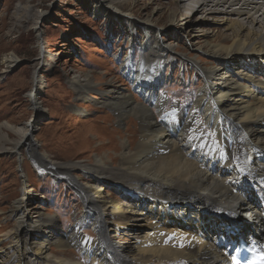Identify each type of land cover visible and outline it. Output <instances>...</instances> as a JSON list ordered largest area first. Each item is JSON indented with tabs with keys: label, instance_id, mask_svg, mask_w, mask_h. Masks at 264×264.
Masks as SVG:
<instances>
[{
	"label": "bare ground",
	"instance_id": "6f19581e",
	"mask_svg": "<svg viewBox=\"0 0 264 264\" xmlns=\"http://www.w3.org/2000/svg\"><path fill=\"white\" fill-rule=\"evenodd\" d=\"M91 1L94 13L117 20L128 38H137L136 23L143 30L139 59L132 62L129 57L121 65L132 89L142 93V101L135 102L119 89L103 91V97L114 93L100 103L114 113L118 124L126 120V140H117L115 131H109L112 135L105 144L87 148L106 154L87 156L85 161L56 162L39 151L31 137L32 121L19 128L0 124V130L16 135L9 140L0 131V153L19 160L28 156L39 172L72 187L84 208L71 229L58 236L54 217L35 210L37 204L30 203L29 190H24L9 210L15 222L3 234L0 264H69L52 259L50 245L60 248L59 253L73 245L92 259L89 264H232L228 250L232 243L264 246V96L260 95L264 94V0H171L175 8L167 27L182 31L187 14L195 11L222 15L215 23L233 27L216 43L202 44L211 63L201 65L180 54L187 60L181 63L190 64L201 80L185 116L179 105L166 108L170 101L155 94L164 80L160 67L172 46L161 42V31L151 26V18H135L131 11L121 10L139 0ZM41 16L38 13L32 24L35 32ZM238 17L260 30L248 29ZM38 58L43 61V53ZM16 61L5 55L1 63L10 68ZM68 82L80 99L94 89L88 75ZM32 86L27 97L40 114L36 92L42 83L36 71ZM72 171L78 172L75 178L69 177ZM103 185L116 190L120 199L104 194ZM123 206L131 207L132 215ZM88 221L95 233L92 240H84L80 232ZM129 221L145 222L129 225ZM139 224L147 230L140 235L131 231V242L125 232Z\"/></svg>",
	"mask_w": 264,
	"mask_h": 264
},
{
	"label": "rangeland",
	"instance_id": "374dc122",
	"mask_svg": "<svg viewBox=\"0 0 264 264\" xmlns=\"http://www.w3.org/2000/svg\"><path fill=\"white\" fill-rule=\"evenodd\" d=\"M174 8L171 0H139L135 4L131 1L121 6V10L131 11L135 18H151V26L161 31V42L172 46L170 57L160 67L164 80L158 83L155 94L161 93L170 101L166 108L179 105L185 116L201 80L190 64L181 63L187 60L180 54L193 58L201 65L211 63V58L203 52L205 46L202 44L204 41L216 43L224 35H229L233 27L230 29L215 23L222 15L200 11L187 14V23H183L182 31L176 26L167 27L168 17ZM38 13L42 16L38 19V31L35 32L32 24ZM242 18L238 17V20L245 23L248 29L260 30L258 25H250ZM135 26L137 38L132 40L124 35L117 20L112 21L94 13L91 0H0V124L19 128L32 121L35 128L31 133L33 142L39 151L45 152L56 162L85 161L87 156L105 155V150L100 154L96 153L97 150L89 152L87 148L105 144L109 134L112 135L109 133L111 130L117 134V140L121 138L125 141L126 120L118 124L114 113L102 106L100 101L114 95L108 93L107 97H103V91L109 88L130 94L135 102L142 101V93L132 89L131 82L121 69L127 58L134 62L140 57L143 30L138 23ZM40 52L43 53V61L38 58ZM5 55L17 60L10 68L1 63ZM34 71L42 83L36 92L40 114L33 111L27 97L33 87ZM86 75L94 82V89L86 92L85 99H80L68 80H82ZM151 80H155V77L151 76ZM137 124L135 122V127ZM1 130L9 140L16 138L13 132L4 128ZM137 135L138 130L135 132ZM34 166L28 156H21L19 160L13 154L0 153L1 248L6 241L3 234L15 222L9 216L12 201L22 197L26 189L29 190L27 197L30 203L37 204L35 210L54 217L58 236L66 234L84 213L80 197L72 187L63 179H54L49 173L39 172V168ZM77 175L78 172L72 171L69 177L75 178ZM23 181L25 188L22 187ZM105 185L102 187L104 194L108 192L114 198L118 196L116 190ZM175 206L177 204L170 209H176ZM123 208L132 215L131 207ZM141 222L144 224L145 221H129L128 224ZM135 226H129L125 232L129 234L127 238L131 242H134L131 231L140 235L147 230L146 227L141 229L140 224ZM80 232L84 240H92L95 236L89 221ZM50 246L48 253L52 259L59 257L69 264L80 263L81 260H86L87 264L92 262L73 245L61 248L63 251L60 253V248ZM93 264L96 262L93 261Z\"/></svg>",
	"mask_w": 264,
	"mask_h": 264
}]
</instances>
